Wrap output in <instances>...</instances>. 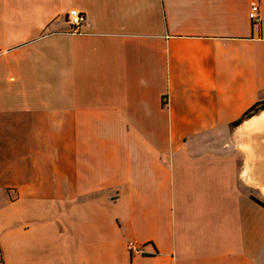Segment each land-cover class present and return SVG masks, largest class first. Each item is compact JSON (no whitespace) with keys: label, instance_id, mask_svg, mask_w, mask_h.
<instances>
[{"label":"crops","instance_id":"obj_1","mask_svg":"<svg viewBox=\"0 0 264 264\" xmlns=\"http://www.w3.org/2000/svg\"><path fill=\"white\" fill-rule=\"evenodd\" d=\"M258 1L0 0V264H264Z\"/></svg>","mask_w":264,"mask_h":264},{"label":"built area","instance_id":"obj_2","mask_svg":"<svg viewBox=\"0 0 264 264\" xmlns=\"http://www.w3.org/2000/svg\"><path fill=\"white\" fill-rule=\"evenodd\" d=\"M249 15L253 23L258 24L261 22V6L258 0H252ZM66 20L70 25V32L77 34L82 32V27L87 21V15L83 10L72 7L66 14ZM128 249L133 254L143 252L134 241H129Z\"/></svg>","mask_w":264,"mask_h":264},{"label":"trees","instance_id":"obj_3","mask_svg":"<svg viewBox=\"0 0 264 264\" xmlns=\"http://www.w3.org/2000/svg\"><path fill=\"white\" fill-rule=\"evenodd\" d=\"M264 109V101H260L258 103H256L253 107H251L247 112H245V114L239 119L237 120L233 125H238L241 122H243L245 119L255 115L256 113H258L259 111Z\"/></svg>","mask_w":264,"mask_h":264},{"label":"rangeland","instance_id":"obj_4","mask_svg":"<svg viewBox=\"0 0 264 264\" xmlns=\"http://www.w3.org/2000/svg\"><path fill=\"white\" fill-rule=\"evenodd\" d=\"M4 192V193H3ZM5 194V191L3 189H0V197H3L2 195ZM3 203L0 204L2 206Z\"/></svg>","mask_w":264,"mask_h":264}]
</instances>
